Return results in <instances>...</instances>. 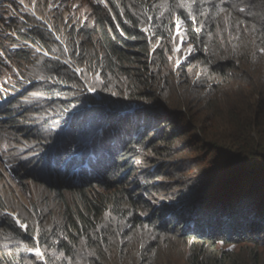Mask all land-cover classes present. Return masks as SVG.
<instances>
[{
	"label": "trees",
	"instance_id": "obj_1",
	"mask_svg": "<svg viewBox=\"0 0 264 264\" xmlns=\"http://www.w3.org/2000/svg\"><path fill=\"white\" fill-rule=\"evenodd\" d=\"M107 2L90 7L91 26L67 25L64 43L38 25L25 33L62 58L40 70L56 83L40 86L47 106L66 111L37 109L47 114L31 136L49 156L40 169L58 168L41 185L76 199L59 201V219L39 237L0 219V233L44 255L39 261L11 248L0 264H264V0ZM178 27L191 55L174 70ZM14 57L35 61L27 52ZM71 61L99 79L98 99L81 89L89 78ZM18 107L6 110L9 125L18 126ZM145 149L160 162L152 179L172 176L175 190L151 212L146 195L155 183L134 190L119 183ZM183 151L193 153L190 168L205 151L218 155L220 174L187 176L172 158Z\"/></svg>",
	"mask_w": 264,
	"mask_h": 264
},
{
	"label": "rangeland",
	"instance_id": "obj_2",
	"mask_svg": "<svg viewBox=\"0 0 264 264\" xmlns=\"http://www.w3.org/2000/svg\"><path fill=\"white\" fill-rule=\"evenodd\" d=\"M96 5L107 7L108 2L107 0H0V219L2 223L8 218H13L23 231L30 227L32 233H36L38 237L40 231L49 229L59 219V201L72 202L76 199V195L64 191L62 196L58 197L48 188L47 184L41 185L45 177L53 179L58 168H54V171L50 173L44 171L49 169L47 166L40 169L42 165L47 164L49 156L46 159L41 154L40 149L34 148L33 144L37 140L31 138V136H35L33 130L36 131V126L43 125L44 122L41 121L47 117V114H37L39 109L48 105L46 91L40 89V86L47 83L55 87L56 84L55 81L46 80L42 77L40 70L43 67V62L49 59L62 58L53 55L46 48L40 47L24 36L25 33L31 31V28L38 25L53 33L54 39L58 42L63 37L64 43L65 40L71 39V34L68 35L66 31L67 25L70 27L92 25L88 12L91 6ZM177 33V42L171 57L174 70L182 68L191 55V48L186 45L187 39L180 27H178ZM20 52L29 53L35 61L19 62L14 55ZM70 65L79 74L86 73L89 80L84 76V79L88 81L81 89L98 99L99 93L94 86L98 84L99 79L94 77L89 69L81 65L74 64L72 61ZM59 93L61 94L60 91ZM14 102L20 105L18 113L19 118H21L17 127L8 124L11 117L6 111ZM53 105V107L47 106L49 112L53 109L61 114L66 112L64 111L65 108L59 104ZM35 106L36 108L33 109ZM103 107L110 108L108 106ZM181 142L182 139L177 141L175 145L180 146ZM35 150H37L36 159L32 160L33 158L30 156H33ZM135 151L137 150L135 149ZM143 152L144 154L140 152L143 155L132 160L133 173L125 172L119 183L126 180L125 184L132 190L140 185L155 183L156 188L151 189L152 191L146 195L151 206L149 212H151L157 206L171 200L170 197L175 190L171 189L170 184L174 181L169 175L152 179L153 176L150 173L155 176V172L159 170L157 167H159L160 162H156L155 158L158 155L147 149ZM192 157L193 153L183 151L172 158L182 161L187 167V176L193 175L195 177L201 171H210L211 177L217 173L220 174L217 166L221 167L222 163H218L220 159L218 155L205 151L200 156L204 162L197 167L190 168L188 162L193 161L191 160ZM39 158L43 160V164L37 165L36 162ZM231 164L235 167L233 162ZM114 175H112V180H118ZM95 189V193L103 195L109 193L108 190L102 188L96 187ZM153 190L157 193H152ZM165 238L167 241H176L175 237ZM11 248H16V253L21 256L25 255L26 258L44 260L43 252L38 246L30 247L20 242L16 243L14 239L0 233V259L11 258ZM235 250H238V247L235 246ZM172 251L176 252L175 250ZM261 251L264 253V249ZM161 253L165 255V251H161Z\"/></svg>",
	"mask_w": 264,
	"mask_h": 264
},
{
	"label": "snow or ice",
	"instance_id": "obj_3",
	"mask_svg": "<svg viewBox=\"0 0 264 264\" xmlns=\"http://www.w3.org/2000/svg\"><path fill=\"white\" fill-rule=\"evenodd\" d=\"M177 23H179V21H178ZM37 251H38V250H37Z\"/></svg>",
	"mask_w": 264,
	"mask_h": 264
}]
</instances>
